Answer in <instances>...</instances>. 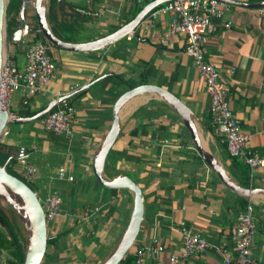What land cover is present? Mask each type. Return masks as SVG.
I'll list each match as a JSON object with an SVG mask.
<instances>
[{"label":"crops","instance_id":"1","mask_svg":"<svg viewBox=\"0 0 264 264\" xmlns=\"http://www.w3.org/2000/svg\"><path fill=\"white\" fill-rule=\"evenodd\" d=\"M152 0H64L57 4L58 21L71 24L63 31L72 43L104 37L128 23ZM256 5L264 0H231ZM228 5L208 28L205 56L221 69L230 110L249 136L248 146L264 158V15L256 8ZM74 7L100 13L97 19L71 13ZM139 9V10H138ZM149 12L134 29L104 47L84 52L53 49L56 69L45 90L26 97L13 94V117L36 114L59 96H70L74 109L71 136L43 130L42 120L8 122L1 146L16 160L37 169L31 186L40 202L56 191L61 197L58 215L47 223L51 242L40 264H100L115 248L129 221L132 195L100 186L93 160L112 121L117 98L132 87L158 86L179 99L191 112L203 151L223 168L233 184L254 190L248 197L231 192L209 168L171 107L150 94L129 100L119 113V131L104 164L103 176H127L143 195V220L129 251L158 242L163 251L144 264H166L171 253L182 252L179 223L204 237L211 247L183 264H221L218 248H229V232L237 216L250 205L256 230L251 239L254 264H264V166L249 176L235 165L210 127V100L191 59L184 53L185 38L166 34L169 17ZM29 39V38H28ZM24 40V43L28 42ZM24 48L11 41L6 55L19 67ZM138 101L135 107L129 105ZM130 110V111H129ZM249 172V171H248ZM62 173L64 178H59ZM72 177L71 181L66 178ZM3 229L0 227V232ZM4 233V232H2ZM0 248V264L8 257Z\"/></svg>","mask_w":264,"mask_h":264},{"label":"built area","instance_id":"2","mask_svg":"<svg viewBox=\"0 0 264 264\" xmlns=\"http://www.w3.org/2000/svg\"><path fill=\"white\" fill-rule=\"evenodd\" d=\"M156 8L153 16L160 13L169 17L166 34L168 36L181 34L185 38L184 53L191 59L210 100L212 134L224 144L227 155L245 165L250 174L255 168L264 166V158L248 146L249 136L241 130L240 120L229 108L226 100L227 89L221 82L220 67L209 61L204 52L212 20L221 17L228 9V5L218 0H170ZM255 11L259 15H264V6L256 8ZM71 13L91 19L100 17L99 12L83 7H74ZM126 36L131 37L133 34ZM55 69L56 65L48 44L34 40V36L29 37L25 45L22 67L5 54L0 73V110L7 111L12 116L10 107L13 94L20 89H24L26 97L41 93L50 82ZM73 117L72 105L59 103L41 118L43 130L50 134L69 137ZM16 172L29 183L33 182L37 175V169L23 158L18 160ZM59 178L63 179L64 175L60 173ZM66 180L71 181L72 177ZM40 204L47 224L58 215L61 197L54 191ZM179 229L182 252L171 253L166 264H183L188 258L200 256L211 247L204 237L193 233L184 222L179 223ZM255 230L252 208L247 205L230 229L228 237L231 246L218 248L221 264H254L250 246ZM162 251L163 247L158 242L138 247L132 254L130 264H144L147 255H152L154 260H157Z\"/></svg>","mask_w":264,"mask_h":264},{"label":"water","instance_id":"3","mask_svg":"<svg viewBox=\"0 0 264 264\" xmlns=\"http://www.w3.org/2000/svg\"><path fill=\"white\" fill-rule=\"evenodd\" d=\"M45 0H19V7L17 12L18 26L14 32L9 35V39L16 45L25 46L24 40L26 38L35 36L39 33L48 44L49 51L53 49H62L74 52L92 51L105 45H108L115 40L133 34L134 29L142 21V19L157 6L170 0H152L126 24L115 30L114 32L96 39L94 41L85 43L66 42L57 38L49 27L47 21L46 8L43 4ZM47 1V10L50 0ZM56 4L60 0H55ZM222 3L235 5L243 8H259L264 6V2L256 5L238 3L231 0H218ZM32 8L34 12V19L37 28L34 29L25 17L26 10ZM5 9L6 5L3 0H0V73L1 66L4 59V38L5 32ZM155 95L168 104L175 114L179 117L190 139L198 152L199 156L217 175L218 179L233 193L241 197H248L254 190L243 189L236 184H233L229 177L224 172L223 168L210 156L205 153L201 147L199 137L193 122L190 110L175 96L167 90L153 85H140L132 87L121 94L112 107V121L110 128L103 139L100 148L93 160L92 170L97 183L106 189H120L126 190L132 195V206L128 224L123 233V236L112 250V252L100 264H119V262L126 256L127 252L133 246L135 239L139 233L140 224L143 220V195L138 185L127 176H115L110 180H106L103 176L104 164L106 156L113 145L118 131H119V113L122 107L131 99L144 95ZM69 96H61L55 100L50 101L45 108L37 112L31 117H13L7 111L0 110V139L8 124V122L24 123L32 120L40 119L48 114L57 104L62 103ZM10 190L18 198L16 202L9 193L5 190ZM0 199L4 200L24 222L26 230L29 232V238L25 241V256L23 264H40L44 256L47 245V224L44 218L43 210L36 193L29 188V186L22 180L9 174L5 165L0 167ZM0 208L1 205H0Z\"/></svg>","mask_w":264,"mask_h":264},{"label":"trees","instance_id":"4","mask_svg":"<svg viewBox=\"0 0 264 264\" xmlns=\"http://www.w3.org/2000/svg\"><path fill=\"white\" fill-rule=\"evenodd\" d=\"M15 3L17 4L16 7H14ZM63 3H64V0H60V2L58 3V6L60 9H62ZM18 5H19V0H10L5 9V15L8 18L6 22V34H7L8 39H9V35L12 32H14L18 26V22H17ZM156 9L157 8L153 9L152 11ZM13 11L14 13L12 14ZM47 20L49 24H51L50 26L51 32L57 38L63 41H66V42L70 41L68 37H63L61 33L63 31L72 30L73 26L63 21H58L57 4L55 0H50L49 6H48ZM34 40H41L45 42V39L39 33L35 34ZM72 95H70L67 99H65L62 102V104L68 103V99ZM20 115L25 116V117H31L34 115V113L25 111V112H22ZM233 160L235 161V165H238V164L242 165L243 167L241 169L242 174H244L245 177H247V175L249 176L248 168L242 163H240L239 161H237L236 159H233ZM15 163H16V160L11 159L9 152H6L4 147L1 146L0 144V167L5 165V168L9 174L22 180L29 186V188H31V190H33L31 184L25 181L22 177H20V175L13 168ZM245 207L246 205L244 206V208ZM0 227L5 231L4 233L0 232V248H4L8 252V257L5 259L3 264H23L24 256H25V239L22 234L21 227L19 223L15 220V218L12 216L9 217L2 208H0ZM50 242L51 240L48 238L47 245ZM130 259H131L130 255L126 254V256L119 262V264H130L131 262Z\"/></svg>","mask_w":264,"mask_h":264},{"label":"rangeland","instance_id":"5","mask_svg":"<svg viewBox=\"0 0 264 264\" xmlns=\"http://www.w3.org/2000/svg\"><path fill=\"white\" fill-rule=\"evenodd\" d=\"M10 0H7L5 5L7 6L8 3H9ZM45 5V8H46V14H48V10H47V1L44 3ZM17 4L15 3L14 4V7H16ZM19 7V5H18ZM15 10V8H14ZM14 13V11L12 12V14ZM25 17L27 19V22L34 28L36 29L37 28V25H36V22H35V19H34V12H33V9L32 8H29L26 10V13H25ZM7 16L5 15V27H6V22H7ZM48 21V20H47ZM49 24V22H48ZM51 26V24H49V27ZM3 38H4V43H3V47H4V55H5V51H6V46L8 45V43L10 42V39H8L7 37V34H6V28H5V32L3 33ZM28 39V38H27ZM150 97H155V98H158L157 96L155 95H151ZM163 101V100H162ZM9 195L16 201L18 202V198L15 194H13L10 190L8 189H5ZM0 205L2 207V209L5 211V213L9 216V217H14L15 220L19 223L20 227H21V231H22V234L24 236V239L25 241L29 238V232L26 230L25 228V225H24V222H22V220L20 219V217L17 215V213L2 199H0ZM2 232H5L4 230ZM130 251V250H129ZM129 251L127 252V254L129 253ZM5 254L8 255V252L5 251Z\"/></svg>","mask_w":264,"mask_h":264},{"label":"bare ground","instance_id":"6","mask_svg":"<svg viewBox=\"0 0 264 264\" xmlns=\"http://www.w3.org/2000/svg\"><path fill=\"white\" fill-rule=\"evenodd\" d=\"M7 0H3V3L5 4ZM46 2V0L43 2V4ZM137 104H139L138 101L133 102L131 105H129V109L135 107ZM130 111V110H129Z\"/></svg>","mask_w":264,"mask_h":264}]
</instances>
